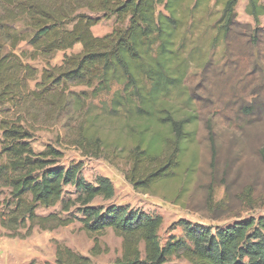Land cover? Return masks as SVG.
Here are the masks:
<instances>
[{"label":"trees","instance_id":"obj_1","mask_svg":"<svg viewBox=\"0 0 264 264\" xmlns=\"http://www.w3.org/2000/svg\"><path fill=\"white\" fill-rule=\"evenodd\" d=\"M239 2L1 0L0 189L8 191L0 202L2 228L11 236L25 237L35 227L53 230L69 225L73 217L38 213L40 208L61 203L64 212L78 206L87 233L111 228L122 237V255L110 264H167L172 256L192 264H264V217L242 219L215 233L181 221L185 238L162 244V217L116 203L94 206L98 197L110 200L115 196L112 181L99 176L89 183L79 175L78 167L57 165L61 150L48 146L37 152L30 142L37 124L65 117L80 122L71 143L86 153L105 149L95 128L98 118L90 114L88 101L112 93L110 112L123 113L130 141L126 178L138 190L175 179L196 141L198 117L184 87L190 63L179 38H185L183 29L195 25L199 14L221 7L212 42L215 46L225 42L237 22ZM246 12L259 25L264 1L247 0ZM112 18V31L94 34V26ZM21 21L24 30L18 31L13 25ZM25 41L29 48L18 52ZM76 45L81 50L68 54ZM59 52H64L63 60L54 65ZM38 58L46 63L41 72L26 62ZM33 80L35 88L30 84ZM80 86L85 89H72ZM175 91L184 96L186 108L176 103ZM255 107L256 103L246 105L242 111L250 115ZM261 154L264 159V148ZM68 185L76 187V197L64 200ZM92 252L100 254L99 247ZM56 260L58 264H93L91 257L60 243Z\"/></svg>","mask_w":264,"mask_h":264},{"label":"rangeland","instance_id":"obj_2","mask_svg":"<svg viewBox=\"0 0 264 264\" xmlns=\"http://www.w3.org/2000/svg\"><path fill=\"white\" fill-rule=\"evenodd\" d=\"M246 5L247 0L238 3L237 22L223 43L215 46L212 42L214 21L221 7L199 14L196 24L187 26L181 33L185 38H179V46L190 63L184 87L192 99L190 107L198 117L196 141L190 146L175 179L157 183L148 190H138L126 178L130 169L126 156L130 141L123 113L110 112L112 93L88 101L90 114L98 118L95 128L105 149L86 153L71 143L77 137L76 127L80 122L68 121L65 117L36 125L30 140L34 149L41 152L53 146L61 150L63 156L57 165L66 169L78 167L79 175L89 183H95L99 176L108 177L115 187V196L110 200L98 197L93 201L94 206L106 208L116 203L162 217L159 232L162 244L173 238H185L181 221L205 226L215 233L242 219L264 217V159L261 154L264 148V16L257 25L246 12ZM114 26V18L103 20L93 27V32L104 35ZM13 27L24 30L22 21ZM28 48V42H22L18 52ZM80 50L81 46L76 45L67 53ZM63 57L64 52H59L52 64H60ZM26 62L40 72L46 65L41 58L26 59ZM30 84L35 88L36 81ZM174 97L179 106L187 107L186 101L182 102L184 96L175 91ZM254 103L252 114L242 111V107ZM76 193L74 185L66 186L64 200L74 199ZM7 195V190L0 189V202ZM52 212L73 217L74 221L53 230L35 227L25 237L11 236L0 225V264H58L56 249L59 243L91 257L93 264H110L122 255V237L111 228L99 234L87 233L78 206L69 212L62 210L61 203L38 210L44 215ZM95 246L99 247L98 255L92 252ZM167 264L192 263L184 257L172 256Z\"/></svg>","mask_w":264,"mask_h":264}]
</instances>
